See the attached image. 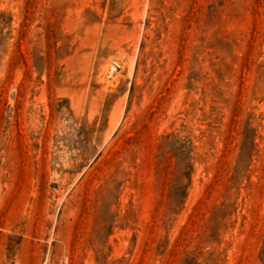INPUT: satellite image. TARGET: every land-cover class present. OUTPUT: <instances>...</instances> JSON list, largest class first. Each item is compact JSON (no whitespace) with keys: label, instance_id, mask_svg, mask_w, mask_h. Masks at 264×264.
<instances>
[{"label":"rangeland","instance_id":"374dc122","mask_svg":"<svg viewBox=\"0 0 264 264\" xmlns=\"http://www.w3.org/2000/svg\"><path fill=\"white\" fill-rule=\"evenodd\" d=\"M0 264H264V0H0Z\"/></svg>","mask_w":264,"mask_h":264},{"label":"bare ground","instance_id":"6f19581e","mask_svg":"<svg viewBox=\"0 0 264 264\" xmlns=\"http://www.w3.org/2000/svg\"><path fill=\"white\" fill-rule=\"evenodd\" d=\"M114 66L111 67V69L113 68ZM114 69V68H113Z\"/></svg>","mask_w":264,"mask_h":264}]
</instances>
